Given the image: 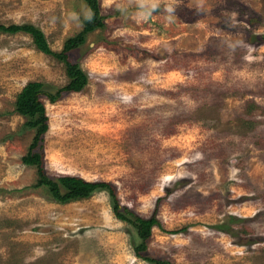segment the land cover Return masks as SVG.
I'll use <instances>...</instances> for the list:
<instances>
[{
  "label": "rangeland",
  "instance_id": "obj_1",
  "mask_svg": "<svg viewBox=\"0 0 264 264\" xmlns=\"http://www.w3.org/2000/svg\"><path fill=\"white\" fill-rule=\"evenodd\" d=\"M104 26L69 59L79 93L44 98L45 174L114 186L56 202L26 165L36 128L15 111L64 64L0 33V264H264V0H97ZM84 0H0V25L39 28L53 52L83 29ZM127 216H131V214Z\"/></svg>",
  "mask_w": 264,
  "mask_h": 264
},
{
  "label": "trees",
  "instance_id": "obj_2",
  "mask_svg": "<svg viewBox=\"0 0 264 264\" xmlns=\"http://www.w3.org/2000/svg\"><path fill=\"white\" fill-rule=\"evenodd\" d=\"M84 1L91 11V14L83 19L82 31L76 37L66 40L63 49L60 52H53L50 49L43 32L31 24H12L9 26L0 25V33L15 34L17 32H23L30 35L37 50L54 57L64 64L65 73L68 78V83L55 94L43 91V84L41 82H28L17 94L15 111L19 115L28 119L25 123L28 128H36V134L33 138L32 144L30 145L27 154L22 157V162L26 165H35L37 167L38 184L48 187L52 198L56 202L67 203L69 201L88 198L95 191H107L113 202L112 210L115 217L120 221H125L131 224L137 230L138 236L142 240L141 246L135 249V253L139 256V251L143 249L145 241L150 237L151 229L154 226H160L159 221L154 215L149 218H142L132 215V213L128 212L126 209H124V213H121L119 211V202L115 195V189L112 184L105 182H89L76 176H63L54 181L45 174L43 165V147L41 143L44 134L48 130V116L45 110L44 98L54 103L63 93H79L84 89L88 83L87 74L77 63H74L69 59V52L84 42L87 33L104 26L97 0ZM129 213L131 216H127ZM150 261L155 262L156 264H170L158 260Z\"/></svg>",
  "mask_w": 264,
  "mask_h": 264
}]
</instances>
